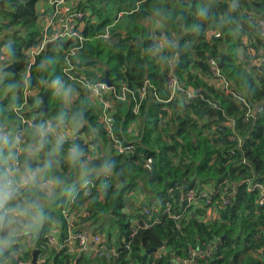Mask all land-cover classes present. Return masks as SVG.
<instances>
[{"label":"trees","instance_id":"16d2710c","mask_svg":"<svg viewBox=\"0 0 264 264\" xmlns=\"http://www.w3.org/2000/svg\"><path fill=\"white\" fill-rule=\"evenodd\" d=\"M37 2L6 0L0 6V34L6 32L0 39V131L19 128L13 107L21 103L23 76L28 64L24 51L33 45L41 29ZM178 3H182L185 10ZM99 4L103 5L97 7ZM134 4L135 0H79L78 8L89 11L97 19V23L90 22L82 29L86 40L75 57L78 64L85 66L86 76L102 79L107 72L111 87L125 83L131 90L140 88L148 80L160 97L166 99L169 92L164 84L167 74L172 72L184 87L199 92L214 105L197 97L189 105L182 106L174 99L167 103L169 112H166L161 110L163 104L156 101L153 91L149 90L139 112L134 114L131 99L110 100L113 132L124 145L134 146L131 154H120L106 137L100 107L91 103L85 90L77 88V96L71 100L56 95L57 89L65 87L61 60L55 55L57 45H46L29 69V81L38 89V95L28 101L24 113H34L37 119L44 121L60 112L70 116L79 110L81 123L76 129L91 135L92 144L102 142L104 151L98 153L97 148L91 152L90 141L79 142L89 154L95 153L90 164L99 168L107 161L111 166L109 171L101 170L90 177V183L79 193L74 206L82 204L81 216L76 223L88 230H98L105 240L113 235L120 254L110 259L90 255L87 264H91L92 259L95 264H162L154 261L153 253L147 251L158 248L164 240L170 247V255L180 260L187 256L188 247L207 245L214 238L220 243L219 257L199 264H263L264 211L256 207L255 195L246 192L244 179L253 178L264 183V57L253 58L259 53L256 52L258 45L264 47V44L248 31L251 34L247 39L251 44L253 38L256 48L246 47V56L241 60L239 48L244 50L245 47L241 45L240 34L249 28L254 31L250 21L258 17L264 19V0H149L137 11L123 16L130 19L123 29L120 28L123 17L119 18L110 41L95 37L118 12L130 11ZM241 7H245V12L240 10ZM108 11L111 15L106 14ZM153 21L162 22L164 28L160 31L151 29ZM166 39L180 40L181 52L167 47L165 54H159L162 67L156 49L157 42ZM167 54L174 55L173 62L166 58ZM208 57L218 61L223 57L222 75L251 106L262 108L250 121L244 122V112L218 89L209 74ZM44 91H47L48 111L41 113L39 101ZM188 110L199 113L200 125L178 112ZM232 121L234 124L230 125ZM134 126L136 128L132 130ZM232 134L239 135L244 141L231 157L229 150L233 143L228 137ZM62 157L63 152L53 171L70 183L74 170ZM224 179L235 188L224 189V194L231 195L228 206L220 203V189L212 195L218 220L206 225L191 215L179 231L166 215H161L157 226L138 228L134 236L128 238L129 215L135 209L128 194L145 193L143 202L150 207H159L168 200L167 189L174 185L201 188V185L213 184L217 188ZM82 186L77 183L74 194ZM96 192L101 194L100 200L91 195ZM74 194L61 192L57 187L40 226L17 232L3 243V247L0 246V264L14 261L15 256L18 259L31 257V250L25 252L16 243L28 232L32 238L30 247L38 248L37 257L45 259L41 264H65V258L58 257L60 252L55 254L54 250L44 247L43 235L52 221H62L61 208ZM243 228L250 233L240 242ZM7 235V228L0 229V240ZM127 242L129 250L123 249ZM172 257L164 264H179L171 261ZM75 259L78 264H83L82 255Z\"/></svg>","mask_w":264,"mask_h":264},{"label":"built area","instance_id":"2783aa9c","mask_svg":"<svg viewBox=\"0 0 264 264\" xmlns=\"http://www.w3.org/2000/svg\"><path fill=\"white\" fill-rule=\"evenodd\" d=\"M147 1L149 0H135L132 10L118 12L113 20L104 27L103 31L99 32L95 37L103 41H110L112 37L111 33L114 28H116L119 18L137 11V9ZM78 2L79 0H42L38 7L40 9L39 19L41 29L33 45L24 51L28 58V64L23 76L21 103L13 107V112L17 116L19 122V128L15 131L27 133L33 125L48 121L37 119L34 113H31V115H26L24 113V108L28 104V101L32 99V97L38 95V89L29 81V69L35 65L37 57L42 53L47 44L57 45L55 48V55H59L61 60L62 83L71 89V95L67 97V100L74 99L77 96V88H81L87 92L91 103L100 107V118L105 127L106 137L110 140L114 149L120 154H131L134 150V146L130 144L124 145L113 132V118L109 114V108H111L113 99L118 101L131 99L133 101L132 112L134 114L139 112V107L147 97L149 90L153 91L152 95L154 99L163 104L161 110L166 112H169L167 103L174 99H177L178 104L182 106L189 105V103L197 97L214 105L212 101L199 92L197 93L184 87L172 72L167 74L164 84L165 89L169 92V96L166 99L160 97L159 93L148 80H145L140 88L131 90L125 83H120L117 88H108L99 76H97L96 79L87 77L85 74V66L78 64L79 62L75 57L86 40L82 35V29L90 22L97 23V19L89 11H82L79 9ZM91 17H93V19H91ZM250 24L253 26L254 31L251 29H248V31H251V33L264 44V19L258 17L253 19L252 22L250 21ZM164 42L170 50L175 51L177 49L176 41L166 39ZM243 43L242 41V44ZM169 61L173 62L174 59L172 58ZM218 62L219 61L215 58H210L208 60L210 76L217 84L218 89L226 96L231 97L244 112L243 121H250L256 112H261L262 108H254L250 105L246 97L234 90L232 83L222 75L221 69L218 68ZM233 124L232 121L230 125ZM87 141H90L89 149L91 152L93 150L95 151L97 147L94 143L92 144V136L83 131L76 130L72 133L71 137L65 139L64 143L68 145L70 143L79 142L85 144ZM228 141L233 143L232 148L229 150L232 157L237 150H240L244 139L237 134H232L228 137ZM241 163L244 164L245 160L242 159ZM244 184L246 192L255 195L256 207L264 211V183L253 178H246L244 179ZM87 185H83L79 188L76 194ZM226 187L230 189L235 188L233 184H228L227 179L220 182L217 188L213 184L201 185V188H185L183 186L174 185L167 189L168 200L162 203V205H159V207H150L147 206L146 203L141 201L138 202L135 209H133L129 215L130 232L128 238H132L138 228L150 229L157 226L161 222V215H166L179 231L182 230L189 216L192 214L195 217L197 216L199 220L206 225H208L210 221L218 220L219 218L213 209L215 205L212 195L220 189V192H222L220 203L223 206H228L230 204L231 195L224 194V189ZM76 194L61 208L60 215L62 221H53L48 226L43 235L44 247L49 250H54L55 254L60 252L58 257H64L65 264H75V258H72V256L77 257L78 255L87 258L90 255H96L97 257L106 259L117 258L120 252L113 235L105 240L98 232L80 227L78 223H76L81 216L80 205L74 206ZM31 240L32 238L28 232L24 233L23 237H20L16 243L27 252L33 248L30 247ZM0 246L3 247V243H0ZM129 248V243H125L123 249L129 250ZM152 253L154 261H160L162 264L169 262L170 257H172L170 255V247H168L167 241L165 240L158 248H155V251ZM219 255L220 243L219 240L214 238L207 245L188 247L187 256L184 259L176 260L175 257H172L171 261H176L179 264H199L200 261L214 259L219 257ZM44 260V257H40L36 262L37 264H41ZM262 262L264 264L263 259ZM2 264L31 263L30 258L22 256L20 259L15 257L14 261Z\"/></svg>","mask_w":264,"mask_h":264},{"label":"clouds","instance_id":"9594fccd","mask_svg":"<svg viewBox=\"0 0 264 264\" xmlns=\"http://www.w3.org/2000/svg\"><path fill=\"white\" fill-rule=\"evenodd\" d=\"M56 95L67 98L71 89L68 86L57 89ZM80 123L77 110L70 116L60 112L51 120L33 125L27 133L12 128L0 131V229H8V235L0 243L17 232L39 227L57 187L61 192L74 194L77 183L87 185L92 175L110 170L107 161L102 162L99 168L91 165L95 153L89 154L79 143L63 147L65 139L72 136ZM61 152L64 162L74 170L70 183L53 171L59 165ZM82 191L76 194L75 202Z\"/></svg>","mask_w":264,"mask_h":264},{"label":"rangeland","instance_id":"374dc122","mask_svg":"<svg viewBox=\"0 0 264 264\" xmlns=\"http://www.w3.org/2000/svg\"><path fill=\"white\" fill-rule=\"evenodd\" d=\"M39 1V0H38ZM182 1H187V0H182ZM245 1H247V0H245ZM178 4H180V8L182 9V10H185V8H184V6L183 5H181L182 3H178ZM36 5H37V3H36ZM43 5V4H42ZM103 4H99V5H97V7H100V6H102ZM38 6V5H37ZM37 6H36V9H38L37 8ZM245 7H241L240 8V10L242 11V12H245V9H244ZM38 12H39V9H38ZM39 14V16H40V13H38ZM106 14H110L111 15V12L110 11H108V13H106ZM87 15H89V14H87ZM112 15H113V13H112ZM91 19H93V17H91ZM130 21V19L129 18H125V17H123V24L120 26V28L121 29H123V27L124 26H126L125 25V23L126 22H129ZM121 22V21H120ZM163 24V23H162ZM157 26H156V24L155 23H153L152 24V26H151V29H155V30H157V31H159L157 28H156ZM118 28V27H117ZM117 30V29H116ZM257 43H255L254 41H253V38L251 39V44L249 45L250 46V48L251 47H254V48H256L255 47V45H256ZM258 51H256V52H259V53H257L258 55H254L253 56V58L254 59H256L257 57H264V47H262L261 45H258ZM239 50L241 51L240 52V54H239V60H241V59H243L245 56H246V51H244V50H241L240 48H239ZM256 52H255V54H256ZM174 57V55L173 54H167V56H166V58L168 59V60H170V59H172ZM254 61V60H253ZM264 62V61H263ZM160 64H161V66L163 67L164 66V64L162 63V59H160ZM0 67H1V65H0ZM96 68H97V71H99L100 70V68L98 67V66H96ZM100 72V71H99ZM40 103V102H39ZM179 113H181L182 115H184V116H186L187 118H189V119H193L194 120V122L196 123V124H198V125H200L201 124V122H202V120L200 119V117H199V113L198 112H193L192 110H188V111H182V112H180V111H178ZM136 128V126H134L133 127V129L132 130H134ZM66 143H64L63 144V146L65 145ZM94 145L96 146V147H98V148H100L101 147V145L99 144V143H94ZM99 153V152H98ZM97 192L96 193H91V195H93V197H95L96 199H98V200H100L101 199V197H98L99 195H101V194H97ZM142 194V193H141ZM146 195L147 194H142V196L140 197V196H136L135 195V193H133L132 195L131 194H128V198L130 199V201L132 202V203H137L139 200H144L145 198H146ZM133 207H135V204H133ZM216 225V224H215ZM255 226V229L257 228V225L255 224L254 225ZM92 230V229H91ZM216 230V229H215ZM93 231H95V232H98L99 234L101 233V232H99L98 230H93ZM216 232H217V230H216ZM215 232V233H216ZM219 233V232H218ZM217 233V234H218ZM250 233V230H247L246 228H243V230L241 231V237H240V242H242L243 240H244V238L247 236V234H249ZM217 234H215V236H218ZM100 235H102V234H100ZM155 251V250H154ZM154 251H151V252H154ZM94 256H96V255H94ZM253 256L255 257L256 256V254L255 253H253ZM16 257V256H15ZM91 257V256H90ZM90 257H83V259H82V262H83V264H87L88 262V260H90L89 258ZM72 258H75V256H72ZM77 259H75L74 261H76ZM91 264H95V261L92 259L91 260Z\"/></svg>","mask_w":264,"mask_h":264},{"label":"water","instance_id":"95a60500","mask_svg":"<svg viewBox=\"0 0 264 264\" xmlns=\"http://www.w3.org/2000/svg\"><path fill=\"white\" fill-rule=\"evenodd\" d=\"M5 1L6 0H0V6H2ZM5 34H6V32H2L0 34V39L1 40L5 37ZM177 49H178V53H180L181 52V41L180 40H178V42H177ZM209 59H210V57H208V60ZM222 66H223V57L218 62V68L221 69ZM101 80L105 84L106 87H108V88L111 87V83H110V81L108 79L107 72H105V75L103 76V78ZM46 95H47V91H44L43 92V95L41 97V103H42V106L40 108V112L41 113H46L48 111V106H47V101H46ZM154 250L155 249H150L147 252L150 253L151 251H154ZM38 251H39L38 248L32 249L31 255H30L31 256V258H30V263L31 264H37L36 263V257H37ZM75 264H78V259L76 260V263Z\"/></svg>","mask_w":264,"mask_h":264},{"label":"crops","instance_id":"0c3cea01","mask_svg":"<svg viewBox=\"0 0 264 264\" xmlns=\"http://www.w3.org/2000/svg\"><path fill=\"white\" fill-rule=\"evenodd\" d=\"M41 1L42 0H39L38 1V3H37V8L39 7V5L41 4ZM39 9V8H38ZM38 9H37V11H38ZM39 12H40V9H39ZM153 23H155L156 24V28L160 31V30H162L163 28H164V24H162V22H160V21H153L152 22V24ZM151 24V25H152ZM250 29V28H249ZM249 34H251L250 32L248 33V29H245L240 35L242 36L241 37V39H242V41L244 42L243 44H242V41H241V45L243 46V45H245V47H243V49L246 51V47H248L249 49H250V46H249V41H248V39H247V36L249 37ZM252 36H254V34L252 33L251 34ZM158 45H157V49H156V55H158V57H159V59H160V56H159V54H165V50H167L168 48H167V46H166V44H165V42H164V40H159L158 42ZM158 60V59H157ZM77 130V129H76ZM101 147L99 148V150H98V152H101V153H103L104 151H103V147H102V142H101ZM98 148V147H97ZM135 195L136 196H142V194L139 192V191H136V193H135ZM143 202V200L141 199V200H139L138 202ZM137 202V203H138ZM137 203H134L135 204V206H136V204ZM144 203V202H143ZM135 208V207H134Z\"/></svg>","mask_w":264,"mask_h":264}]
</instances>
